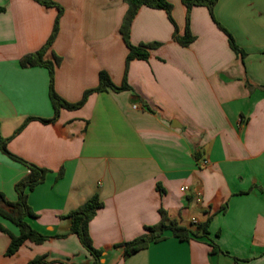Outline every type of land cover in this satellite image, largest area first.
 I'll return each instance as SVG.
<instances>
[{
	"label": "crops",
	"instance_id": "0c3cea01",
	"mask_svg": "<svg viewBox=\"0 0 264 264\" xmlns=\"http://www.w3.org/2000/svg\"><path fill=\"white\" fill-rule=\"evenodd\" d=\"M51 1L62 13L44 59H60L57 95L78 102L98 85L100 71L120 86L123 0ZM166 1L174 24L163 10L145 6L132 20L130 43L158 46L128 64V90L93 92L80 108L60 109L55 122L32 120L14 134L28 117L53 115L48 70L19 61L46 44L58 9L0 0V136L10 153L47 170L27 194L35 216L26 218L47 239L26 241L8 256L9 237L0 232V264L36 256L49 264H94L67 216L94 195L102 207L88 231L101 252L98 264H264V0L213 6L214 20L243 57L204 6L190 11L194 41L180 46L173 32L184 34L186 10L180 0ZM27 173L0 151V192L8 201L16 200L14 185ZM160 209L166 223L192 231L209 219L207 238L181 241L165 231L162 240L123 258L119 245L157 224ZM0 223L18 235L17 227ZM208 240L221 252L210 253Z\"/></svg>",
	"mask_w": 264,
	"mask_h": 264
},
{
	"label": "trees",
	"instance_id": "16d2710c",
	"mask_svg": "<svg viewBox=\"0 0 264 264\" xmlns=\"http://www.w3.org/2000/svg\"><path fill=\"white\" fill-rule=\"evenodd\" d=\"M41 4L50 7L55 6L58 9V13L54 20L52 32L49 35L46 44L39 49L38 51L30 54H26L20 58L19 64L23 68L32 67V66H42L48 70L49 73V90L48 96L50 104L53 109V115L49 119L28 117L24 122L15 130L14 134H17L21 129L30 121L38 120L41 123L48 124L53 123L58 117L60 109L65 110H76L80 108L86 101L87 97L93 92H101L107 89L113 91H122L128 90L129 86L126 83V72L128 64L132 60H146L149 56L150 49H154L158 46L157 43L151 44H140L132 45L130 43L129 34L130 26L132 20L136 16L140 7L145 6L152 9L163 10L167 18L172 24H174L171 17L172 5L166 0H123L126 4L127 9L122 18L119 33L124 45L127 48V54L125 57V69L123 75V81L120 86H115L107 73L100 71L98 74V85L93 89H88L84 91L81 99L76 103H69L63 100L53 88L54 81V71L55 67L58 66L60 59L57 56H53V60L44 59V54L46 49L54 41L57 32H58V20L62 13V8L57 4L53 3L51 0H38ZM182 5L186 10L185 17V30L183 35H178L176 28L173 32V39L182 47H187L194 41V36L189 30V16L190 11L193 7L204 6L209 11L212 20L216 25L226 34L228 39V44L230 49L241 57L244 56L243 51L235 44L233 37L222 27L220 26L213 17L212 9L217 0H180ZM13 134V135H14ZM8 139L4 140L0 136V151L6 155L9 159L21 163L28 168V173L26 176L18 180L14 185V191L16 193V200L14 202L8 201L4 194L0 192V220L7 221L18 228V235H13L9 232L4 226L0 223V232L8 235L9 244L6 249L5 254L10 256L17 252V250L26 242H31L34 244H41L44 242L47 237L38 233L32 229L26 222V218L34 217V213L31 211L30 207L27 204V194L31 191L36 185L42 183L47 173L46 169L40 168L31 164L16 155L10 153L6 148V142ZM102 207V202H100L96 195L92 196L84 204H82L77 209L68 213V218L70 219V233L77 236L81 245L93 256L94 264H98L101 252L92 247L91 239L88 231V223L94 217L96 211ZM160 220L157 224L152 226H147L144 228V233L125 243L119 245L122 248V257L126 258L131 254L145 249L149 244L158 242L162 240L163 234L165 231H169L171 235L181 241L189 240H198L201 238H207L206 227L209 223V219L201 225H197L194 231L186 229L182 226H178L175 222H168L167 215L163 210H159ZM210 247V253H220V248L212 240H208L206 243ZM52 262H47L44 256H36L26 264H49Z\"/></svg>",
	"mask_w": 264,
	"mask_h": 264
},
{
	"label": "built area",
	"instance_id": "2783aa9c",
	"mask_svg": "<svg viewBox=\"0 0 264 264\" xmlns=\"http://www.w3.org/2000/svg\"><path fill=\"white\" fill-rule=\"evenodd\" d=\"M201 163H202V164H205V161H202ZM181 190H182V191H186V190H187V187H182ZM195 198H196V200L198 201V200H199V195L197 194V195L195 196ZM191 222L194 223L195 220L192 219Z\"/></svg>",
	"mask_w": 264,
	"mask_h": 264
}]
</instances>
